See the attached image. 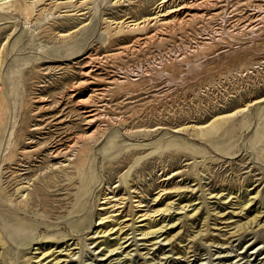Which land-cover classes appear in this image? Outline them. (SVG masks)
I'll list each match as a JSON object with an SVG mask.
<instances>
[{
    "label": "rangeland",
    "instance_id": "rangeland-1",
    "mask_svg": "<svg viewBox=\"0 0 264 264\" xmlns=\"http://www.w3.org/2000/svg\"><path fill=\"white\" fill-rule=\"evenodd\" d=\"M110 1L90 3L84 11L89 26L67 40L60 33L80 28L59 17L67 9L41 6L29 26L22 12L0 13V53L7 44L0 264H264V102L219 125L211 138L175 132L264 98V0H220L181 27L157 25L134 36H122L104 19L140 20L161 0H124L122 7ZM154 34L152 42L138 41ZM122 47L132 51L106 58ZM237 56L244 61L232 62ZM89 58L98 61L97 81L81 87L74 100L68 89L82 82ZM258 61L263 66H255ZM79 100H91L84 107L98 112L95 126L106 131L85 154L83 184L75 169L56 170L51 158L93 131ZM135 146L142 150L130 151ZM155 150L131 173L129 190L124 174ZM33 180L22 197L19 184ZM105 194L114 197L111 205L102 204ZM160 195L163 200H156ZM168 204L174 209L151 226L136 219ZM99 216L114 217L113 223L99 226ZM256 216L253 226L240 230ZM163 226L160 234L143 237ZM102 229L113 233L96 235ZM46 238L51 244L40 246ZM107 239L112 249L122 247L114 253L123 256H103ZM83 248L89 252L82 255Z\"/></svg>",
    "mask_w": 264,
    "mask_h": 264
},
{
    "label": "bare ground",
    "instance_id": "bare-ground-1",
    "mask_svg": "<svg viewBox=\"0 0 264 264\" xmlns=\"http://www.w3.org/2000/svg\"><path fill=\"white\" fill-rule=\"evenodd\" d=\"M21 1H23L24 6L21 5ZM219 1L220 0H161V2L152 10L154 12L152 16H146V17H143L140 20H133L131 17H128V18H125V19H123L121 21L110 20L108 18H105L104 21L109 26H113L117 30H119L123 34L122 36H127V35H130V34H131V36H134L136 33L143 32V31L147 30L149 27H153V26H157V25L161 26L163 28V30H165V31H168V30L171 31V30H173V28L175 26H176L175 28H177L178 25L180 26L183 23H188V22H191L194 19L200 18L199 11H202L203 9H208V8L212 7L215 3L219 2ZM93 2H95V0H0V13H2V14H7V13L18 14L19 12H22V13H24V15L26 17L25 18L26 19L25 25L29 26V25H32L31 24V20H32L34 14L38 11V9L41 6H45V8H49V10L56 11V12L58 10H61V9H67V11H66L67 14L65 16H60V14H59V17H66L67 19L70 18V20H73L74 22L78 23L76 27H80L79 29L75 30L74 32H72L70 34H68V33L61 34L60 33V38H63V40H67L68 38H71L73 34H76L81 29H84L86 26H89L88 24H84V22L86 21L85 18L89 14L88 12H84V11H85V8H87L89 6V4L90 3H93ZM110 4H111L110 7H122V6H124L125 1L124 0H111L110 1ZM2 14H0V15H2ZM182 15H186V17L188 18L187 21H183L182 19H180V17ZM203 16H204V14H203ZM13 34H11L10 36H8V38H7L8 41L7 42H9V40H10V38H11V36ZM155 37H156V35L154 34V35H151V36L146 37L144 39H138V41L139 40H141V41H143V40L151 41ZM159 41H161V40H159ZM7 42H5V43H7ZM10 42H9V44H10ZM6 45L7 44H4L3 45L2 50H1V53H0V106L3 107V108H6L7 107V105L4 102V98H3V88L1 87V85L3 84V80H4L2 78V74L1 73H2V70H3L2 68L4 66L3 65L4 64V60L6 59V56H5V50H7ZM147 45H148V43H147ZM129 49H130L129 47H122V48H120V53L118 52V54L109 55L106 58H110V57L111 58H114L116 56L119 57V55L124 54ZM98 59H99V57H98ZM96 61H97L96 58H89V62L87 63V65H85L83 67V72H82V75H81V76H83L82 82L73 85V87H72L71 90L68 89V91H70L72 93V95L71 94L70 95L72 96V98L74 100L79 97V90H80L81 87L88 86V85H91V84H95V82L97 81V79H96V77L94 75ZM231 61L238 63V62H241V61H244V60H243V57L242 56H237V57H235ZM245 61H247V60H245ZM261 65H262V61L261 62L258 61V62L255 63V66H261ZM4 89H5V87H4ZM89 97L91 98V96H89ZM90 101L89 100L88 101L87 100H79V101H77V106L78 107H81L83 109V113L86 114V119H87L86 120V126H87L88 130H92L93 129V131L89 135L76 137L73 140V142H71L72 143L71 145H69L67 147H64V149H62V150H56V151H54V152L51 153L52 160L53 161H57V165H56V168L55 169L56 170H59L61 172L66 171L67 168H73V169H75L77 171V176H78L77 183L79 182V183H82V184L84 183V173H85V165H86V162H85V154L86 153H90L91 150H93L92 145H95L96 143H98L99 140H102L100 138L102 136H104L105 135V132H106V131L104 132L102 129H100L99 126H97V127L95 126V124L97 122V119H98L97 118V113L98 112L96 113V110H94V109L90 110V109L84 107V105H86V103H88ZM263 102H264V98H261V99L255 100V101H251L249 104L244 105L242 108L237 109L235 112H233L231 114H224V115H218V116H216L210 123H207L205 125H191V126L188 125V126H184V127H181V128H178L177 127L178 129H176L175 132L176 133H189V132H194L197 137H200V138L201 137H209V138H211L214 134H216L219 125H223L224 123H229L230 121H233V120L237 119L238 116L240 117V115H243V114L249 112V110L252 107H254V106L258 105V104H262ZM99 119H100V117H99ZM3 123H4V115H0V128H1V126H2ZM185 145L187 146L186 143H185ZM133 148L135 150H138V151H141L142 150V147L141 146H135V147H131L130 148V151ZM156 153L157 152L155 150V151H153V152H151V153H149L147 155H144V156L139 157L129 167V169L127 170V172L123 176V182H124L125 186L129 190H130V187H129L130 180L129 179H131V173L138 168V166L142 163V161L147 160L148 158L152 157ZM51 168L53 170L54 166H52ZM23 180L24 179L22 177H20V181H23ZM35 182H36V180L29 181L28 183H20L19 186H18L19 188L17 189V191L20 192V193H22V197H24L26 191L30 187L34 186V183ZM27 184H28V187H27ZM178 190L180 191L181 189H178ZM165 191L166 190H163L162 193L165 192ZM108 196H110V194L109 195H106V194L104 195V198L102 200L107 201V202L102 203L103 205H111L113 203V202H111V200L114 197L113 198H110V199H107ZM159 198L162 199V195L158 196L156 200H158ZM125 200L126 199H120L118 202L121 201L122 203H125ZM10 203H11V201H10ZM136 203H138V207L142 206V204H143V202L141 200L138 201V202H136ZM250 204H251V200H250V202L248 203L247 206H249ZM240 205L242 207L244 205V203H241ZM116 207L118 208L119 206H117V204H116L112 208H116ZM172 209H174V208H172V206L168 204V206L165 209H163V210H157V211H155V213L153 215H148L146 213L144 216H141V217L136 218V219L139 220L140 218H145L144 220L140 221V223L147 222V225L148 226H151V223L152 222L154 223L155 220L158 217H161V216H164L167 213H170ZM104 210H106V209H101L100 211H104ZM113 210H115V209H113ZM184 210H185V208L183 209V211ZM114 212H117V211H114ZM197 212L198 211H196L194 213V215L197 214ZM77 213H78V211H75L73 213V215H75ZM257 219H258V217L256 216L255 218L252 219V221H250L248 223V225L241 226L240 227V230L247 231L248 230L247 227L249 225L253 226V224L257 221ZM109 220H112V221H109ZM113 220H114V217L101 218L99 216V222H100L99 223V226L106 225L109 222H112L113 223ZM132 226H135V225H132ZM165 228H167V226H163V227H160L158 229L152 230V231H150V232H148L146 234H143V237H148V236L150 237V235H156L159 232L161 233V231L163 229H165ZM150 229H151V227H150ZM122 230H123V228H121L119 230L117 229L116 233H114L113 235H119V233H121ZM112 231L113 230H111L109 232H106V231L103 232V229H102V231L100 233L97 232L96 235L103 234V235H105V237H107V235H109L110 233L111 234L113 233ZM1 235H2V233H1ZM96 235H94V236H96ZM116 238H119V237L117 236ZM43 240H45V241L47 240L48 241L49 238H46V239H43ZM165 240L167 242H171V240L168 239V237ZM109 242H111V241H109V239H107L106 242L104 243V245H106V248L108 249V251H106L105 254H103V256H107L106 254H112L110 258H112L114 256H118V257L119 256H123V255H120V253H114L117 250H120L122 247L119 246L120 248L112 249V247L109 246V244H110ZM50 244H51V242L48 241V242H43V243H41L39 245L40 246H44V245H50ZM74 245L75 244L73 243L71 246H74ZM4 246H5V241H4L3 238L0 237V247H4ZM41 248H43V247H41ZM41 248H39V250ZM74 250H76V249H74ZM84 252H89V251H85V249L83 248L82 249V255L84 254ZM123 253H125V252H123ZM46 255H44V256H46ZM82 255H80V257ZM75 256L76 255L73 254V252H71V258L73 259ZM43 257H42V259H43ZM109 259H107V260H109ZM78 260L79 259H76V260L71 261V262L72 263H78ZM54 262H55V260H53L52 262L50 261V264H52ZM59 263L57 262L55 264H59Z\"/></svg>",
    "mask_w": 264,
    "mask_h": 264
}]
</instances>
